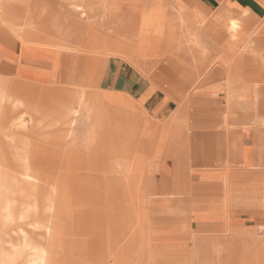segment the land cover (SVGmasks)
Masks as SVG:
<instances>
[{"label":"rangeland","instance_id":"374dc122","mask_svg":"<svg viewBox=\"0 0 264 264\" xmlns=\"http://www.w3.org/2000/svg\"><path fill=\"white\" fill-rule=\"evenodd\" d=\"M145 5L128 15L120 0H0V67L7 55L12 78L21 69L26 88L57 85L54 93L62 95L67 90L61 86H74L58 79L73 63L75 70L87 68L81 81L91 74L102 100L120 107V155L108 156L103 171L86 160L81 110L74 121H31L0 137L20 151L0 160V264H264L261 213L248 217L247 207L234 205L222 225L203 226L197 216L210 189L197 175L176 179L185 188L173 183L169 175L179 154L169 136L173 130L162 128L173 120L197 130L222 122L239 138L262 137L264 147V10L260 17L240 18L223 0L209 7L220 15L222 29L236 24L238 48L225 51L207 44V36L203 45L200 30L196 38L197 28L180 15L175 0ZM229 36L221 44L228 49L236 43ZM196 43L200 50L193 49ZM47 63L60 66L54 82L43 71ZM210 71L226 81L230 74L228 94H198ZM3 80L4 92L9 83ZM171 84L179 87L167 88ZM164 95L168 112L158 118L151 106ZM254 145L252 169L264 166L260 141ZM28 147L41 158L33 179L23 176ZM134 158L139 172L129 166ZM258 181L263 186L254 195L264 201V176ZM221 213L205 210L200 218L213 221Z\"/></svg>","mask_w":264,"mask_h":264},{"label":"crops","instance_id":"0c3cea01","mask_svg":"<svg viewBox=\"0 0 264 264\" xmlns=\"http://www.w3.org/2000/svg\"><path fill=\"white\" fill-rule=\"evenodd\" d=\"M180 1L183 2V10L179 8ZM197 1L175 0L176 7L181 13L180 15L190 22V27L195 26L197 28L196 38H200L198 34L200 30L201 35H203L201 36L203 45L206 42L204 38L207 36L210 38V42L206 43L212 45L217 50L233 51L237 49L241 38L236 33V24L228 23L222 29L216 21L220 15L210 14L209 7L212 5L216 7V0ZM190 5H197L198 7L194 8ZM220 6L218 7L221 8ZM223 6L240 18H244L248 14L260 17L264 10V6L258 0H223ZM146 7L145 0H120V11L128 15L144 11ZM199 8H202V11ZM230 24L233 25V29H229ZM231 34L235 38L236 43L228 49L221 44L222 41L229 40V35ZM198 43L193 46L194 50H200L201 46ZM2 56L0 67V74L2 76H0V80L4 79L9 83V87L4 92L0 90V137L2 135L10 136L13 134L14 129H22L31 121H50L49 124L63 123L69 120L74 121L77 118L78 111L81 110L86 124L84 132L86 140L85 156L86 160L90 161L89 165L91 168L103 171L105 170L108 156L114 157L120 155V107L110 105L102 100L96 90L92 88L91 74H86L87 78H89L88 82L81 81V75L87 69L86 67L82 71L75 70L72 63L69 69L65 68V72L58 80H67L74 87L61 86L60 88L66 89L67 92L57 95L54 93V86L57 85L50 88L32 87L33 90L27 89L24 80L18 78L20 76L23 77L24 72H21V69H16V77L12 78L11 71L14 68L9 64L8 56ZM47 64L42 65L43 71L53 81L60 66L56 64L51 66L49 64L51 69L46 70L44 67ZM183 76L190 79L192 77L191 70L190 74ZM228 81L231 82L229 73L226 81L220 78L217 71H210L202 75V80L197 86L200 89L197 92L201 95L204 94L205 99H214L222 92L227 94L230 92V83L228 89L226 88ZM218 82L222 86L221 89L215 91L212 89V85ZM172 87L178 88L179 86L171 84L167 88ZM167 98L166 95L160 96L151 106L152 113L158 116V118H161L168 112ZM161 102L162 104L158 107ZM133 108L136 109L135 107ZM183 126V122L175 120L170 121V123L165 121L162 124L164 130H173L169 136L176 141L175 149L177 148L176 153L179 154L178 164L175 167L173 166V171L172 173L169 172V177L174 178L173 183L185 188L186 185L182 183V180H180L179 184V181L176 179L197 175L199 181L210 189V194L216 197L215 204L210 201L211 195L206 200V203L201 205L199 210L200 212L211 209L220 210L222 212L220 218H216L213 221L204 220L200 218L199 212L197 218L201 221V224L209 230H211L210 227L213 225L217 228L223 224L226 210L234 205L247 207L245 209L248 210V217H252L255 213H261L260 215L264 218V201L260 199V196H255L253 191L254 188L260 189L263 186L258 181V178L264 176V171H262L264 166L252 169L257 159L254 143L256 140L260 141L264 152L263 138L245 139L243 136L239 138L233 129H224L222 122L203 130H197V128L193 127H186L185 129ZM159 136L161 137L162 135ZM195 141H198L199 144H196ZM160 151L161 148L157 147L156 152L159 153ZM19 154L20 151L17 148L4 146L0 142V160L3 157L7 159V156L12 157ZM21 161L25 163L23 166V176L26 179H29L27 169L30 163H33L37 170L40 171L41 158L38 153L31 152L29 147L28 153L26 156H23ZM129 166L134 172H139L138 160L136 158L129 162ZM179 191L182 192V189ZM236 218H233V222ZM262 224L264 227V221ZM216 228L213 227L212 230H216Z\"/></svg>","mask_w":264,"mask_h":264},{"label":"bare ground","instance_id":"6f19581e","mask_svg":"<svg viewBox=\"0 0 264 264\" xmlns=\"http://www.w3.org/2000/svg\"><path fill=\"white\" fill-rule=\"evenodd\" d=\"M89 81V78L86 80V81H83V82H88ZM28 89V88H27ZM6 152V151H5ZM9 155H11V154H9ZM11 157V156H10ZM3 159H4V157H3ZM8 159H10V158H8ZM5 161V160H4ZM10 165H11V163H10ZM10 165H9V167H10ZM12 165H14V164H12ZM11 168H13V166L11 167ZM8 169V168H7ZM14 169H15V167H14ZM13 169V171L15 172V170ZM11 171V170H10ZM17 172V171H16ZM39 171L37 170V168H36V166L33 164V163H30L29 164V166H28V169H27V175H28V177L29 178H35V173H38Z\"/></svg>","mask_w":264,"mask_h":264}]
</instances>
